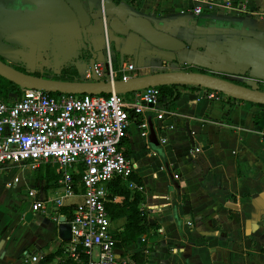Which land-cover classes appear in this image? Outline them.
I'll return each instance as SVG.
<instances>
[{
    "label": "crops",
    "instance_id": "obj_1",
    "mask_svg": "<svg viewBox=\"0 0 264 264\" xmlns=\"http://www.w3.org/2000/svg\"><path fill=\"white\" fill-rule=\"evenodd\" d=\"M236 1L246 4V13L204 9L196 15L193 0H84L96 21L88 34L96 58L92 55L90 62L77 66L79 80L88 81L90 64L110 56L113 71L120 75L125 67H136L129 72L132 79L161 70L198 69L259 88L264 85V0ZM101 14L123 20L144 17L164 26L186 48L163 52L135 35H112L105 43ZM69 15L63 0H0V56L14 67L38 70L48 67L52 54L50 76L58 77L63 60L89 51ZM5 47L14 52L7 53ZM179 91L181 99L168 109L145 108L140 120L130 125L125 145L137 165L134 174L144 182V188H138L144 196L140 209L149 227L135 246L117 248L120 259L135 264H264V128L258 124L264 122V107L222 95L210 100L205 89ZM143 120L149 124L147 137L142 136ZM150 124L156 138H150ZM195 147L200 153L194 158L190 152ZM2 174L5 179L15 174L12 183L20 185L15 192L24 189L25 202H31L28 193L33 189L47 198L59 191L52 165L35 171L10 165ZM114 198V204L121 203L122 197ZM6 200L0 182V264H18L25 250L44 256L59 251L61 257L53 264L62 261L65 242L55 221L60 210L48 204L46 214L33 213L32 208L19 214L5 206ZM127 222L112 219L115 234L124 231ZM42 226L50 233L42 234ZM136 254L138 260L133 259Z\"/></svg>",
    "mask_w": 264,
    "mask_h": 264
},
{
    "label": "built area",
    "instance_id": "obj_2",
    "mask_svg": "<svg viewBox=\"0 0 264 264\" xmlns=\"http://www.w3.org/2000/svg\"><path fill=\"white\" fill-rule=\"evenodd\" d=\"M105 1V0H103ZM194 14L223 10L246 13L247 6L236 0H193ZM87 80L100 82H127L134 65L125 67L121 75L113 71L112 58L96 61L89 66ZM37 89H23L21 95L4 101L0 97V174L8 166H27L35 171L43 165H52L57 174L58 193L42 197L37 189L30 190L29 200L35 213L46 214L48 204L57 210L71 208V218L59 214L72 227V240L64 243L65 256L77 264H135L123 262L117 253L116 234L107 205L113 203L111 184L116 180L127 182L137 165L121 149L131 123L139 121L145 108L159 105L161 92L149 87L134 93L125 101L116 93L110 95H70L56 97ZM215 100L218 95H207ZM142 136L149 134L147 121L140 122ZM163 144L167 140L162 141ZM200 148H193L196 157ZM15 184L19 179H15ZM130 190L137 189L134 183ZM80 198L81 201L73 202ZM144 212V211H143ZM143 241V239H142ZM87 260L81 259V254ZM42 253L25 250L18 264H39ZM55 264H62L57 260ZM71 264V263H70Z\"/></svg>",
    "mask_w": 264,
    "mask_h": 264
},
{
    "label": "water",
    "instance_id": "obj_3",
    "mask_svg": "<svg viewBox=\"0 0 264 264\" xmlns=\"http://www.w3.org/2000/svg\"><path fill=\"white\" fill-rule=\"evenodd\" d=\"M70 9V15L67 17L69 22L74 24L83 35V40L87 44L89 52L96 58L93 50V44L88 38L91 28L95 25V19L89 12L84 0H63ZM106 1V0H105ZM103 23L105 43L111 42L112 35L128 37L135 35L139 37L145 45L155 48L163 52L177 53L186 48V43L181 39L166 32V28L162 25L156 26L148 19L135 15H129L126 19L120 18L117 15L101 14ZM7 53H13L14 50L5 47ZM24 52H20V56H24ZM1 57V56H0ZM4 60L5 58L2 57ZM19 58L13 59L14 62ZM68 60V59H66ZM64 61V60H63ZM62 61V62H63ZM96 61L91 63L94 65ZM14 66L0 61V76L19 85L23 89H37L47 93H60L70 95H110L116 93L118 95L134 93L144 90L149 87H161L165 85H192L202 87L205 90L215 92L217 95H222L225 98H233L244 102H249L258 105H264V92L259 91V88H247L230 81L213 77L207 74H199L193 72L161 70L148 76H143L136 79H131L127 82L116 81L100 82L97 79L93 81L82 82H61L38 78L32 75L21 73L13 68ZM27 73L35 72L34 68L29 66L26 69ZM13 98H17L15 95ZM150 138L155 136L156 132L150 124ZM58 225V235L63 242L72 240V227L66 223L64 218H61ZM117 253H121L117 250Z\"/></svg>",
    "mask_w": 264,
    "mask_h": 264
},
{
    "label": "trees",
    "instance_id": "obj_4",
    "mask_svg": "<svg viewBox=\"0 0 264 264\" xmlns=\"http://www.w3.org/2000/svg\"><path fill=\"white\" fill-rule=\"evenodd\" d=\"M86 56V57H85ZM92 58V54L89 51L82 52V55L77 58H71L68 60H64L61 63V77H43L38 73H27L25 69H20L19 67H13L15 70L32 75L38 78L52 80V81H61V82H82L79 80V73L77 66L81 63H88ZM48 68H53V57L52 54L48 56ZM0 61L5 63V60L0 57ZM115 68V64H113ZM188 72L193 73H199V74H206L204 70H198V69H190ZM213 77H217L223 80L229 81L227 76L225 75H219V74H211ZM121 81V80H120ZM234 84L250 88L246 84L237 82V81H230ZM161 92V98L158 107L160 109H168L171 105H173L175 102L179 101L182 97V93L179 91V88H187V89H193V90H203L204 88L198 87V86H192V85H165L158 87ZM259 91L264 92V85H261L259 87ZM22 88L5 79L4 77L0 76V97L4 101L13 100V96L19 97L21 95ZM52 97H56L61 95L60 93H50L49 94ZM104 95V94H103ZM130 94H123L121 95L124 100L127 99V97ZM107 96V95H105ZM230 99V98H229ZM263 106L264 105H259ZM261 125L262 128H264V122L258 123ZM128 137V136H127ZM126 139L123 141L121 145V149L123 150L124 154L126 156L130 155V148L125 145ZM134 183L137 186V189L134 191H131L129 189V184ZM138 188L143 189L144 188V182L143 180L136 174H132V176L128 179L127 182H121V180H116L111 184V198H114L115 196L122 197L121 203L114 204L109 203L107 205V211L109 216L113 220H117L120 218H126L127 224L125 226L124 231L116 234V240H117V248L125 249L131 246H135L138 242L139 238H142L144 235L147 234V230L149 227V223L145 217L144 212L140 209V205L144 200L143 193L138 190ZM71 208H61L60 213L62 215H66L68 218H71ZM60 252L58 251L55 254H51L49 256H44L43 260L40 264H53L54 259L61 257ZM140 254H136L133 259L138 260V257ZM81 259L83 261H86L88 258L83 253L81 254ZM71 264H77L73 261L70 262Z\"/></svg>",
    "mask_w": 264,
    "mask_h": 264
},
{
    "label": "rangeland",
    "instance_id": "obj_5",
    "mask_svg": "<svg viewBox=\"0 0 264 264\" xmlns=\"http://www.w3.org/2000/svg\"><path fill=\"white\" fill-rule=\"evenodd\" d=\"M48 52H46L47 56L49 54ZM17 64H22V63H17ZM34 67H36V65ZM53 69H54V67H53ZM53 69H49L48 67H40V68H38V70L34 69V71L36 70V71L40 72L38 74H40L43 77H51L49 73L50 72L52 73ZM36 71L31 72V73H36ZM4 175H6V174H2V175L0 174V182L3 185V188H5V191H7V200H6L5 206L12 211L16 210L17 212H19V214H21V213L24 214L28 209L32 208V203L29 201L25 202V200H24V197L27 195L26 191L23 189L22 193H20V194L15 192L16 189L20 188V185L15 186L12 183V179H13L15 174H12L11 177L7 178V179H5ZM39 188H41V185L39 186ZM11 201H13L14 203L17 204L16 209H14V204ZM32 212H33V209H32ZM33 213H35V212H33ZM36 215H39V214H36ZM36 215H34V216H36ZM38 220H40V221L43 220V216L39 217ZM20 226H22V225H20ZM40 231L42 232V234H49L50 233V231L46 227L43 228V226L41 227ZM26 232H28L27 229H26ZM24 233H25V231H24ZM32 238H33V236H32ZM32 238H31V240H32ZM70 262L71 261L69 259H67V257L65 255L62 257V264H70Z\"/></svg>",
    "mask_w": 264,
    "mask_h": 264
},
{
    "label": "flooded vegetation",
    "instance_id": "obj_6",
    "mask_svg": "<svg viewBox=\"0 0 264 264\" xmlns=\"http://www.w3.org/2000/svg\"><path fill=\"white\" fill-rule=\"evenodd\" d=\"M17 67H19L20 69H23L21 66H17ZM49 74H51V72ZM58 77H61V71H60V75Z\"/></svg>",
    "mask_w": 264,
    "mask_h": 264
}]
</instances>
